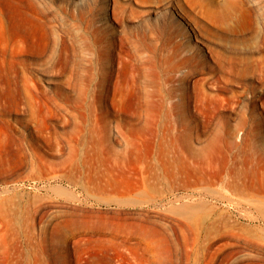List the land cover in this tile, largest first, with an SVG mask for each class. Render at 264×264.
<instances>
[{
	"label": "rangeland",
	"instance_id": "1",
	"mask_svg": "<svg viewBox=\"0 0 264 264\" xmlns=\"http://www.w3.org/2000/svg\"><path fill=\"white\" fill-rule=\"evenodd\" d=\"M0 264H264V0H0Z\"/></svg>",
	"mask_w": 264,
	"mask_h": 264
}]
</instances>
